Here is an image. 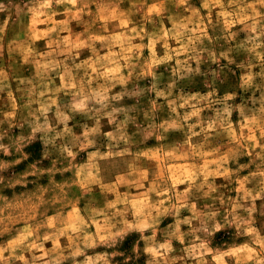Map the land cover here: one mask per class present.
Instances as JSON below:
<instances>
[{"label": "rangeland", "instance_id": "374dc122", "mask_svg": "<svg viewBox=\"0 0 264 264\" xmlns=\"http://www.w3.org/2000/svg\"><path fill=\"white\" fill-rule=\"evenodd\" d=\"M0 264H264V0H0Z\"/></svg>", "mask_w": 264, "mask_h": 264}]
</instances>
